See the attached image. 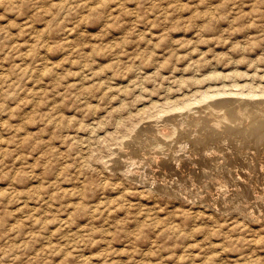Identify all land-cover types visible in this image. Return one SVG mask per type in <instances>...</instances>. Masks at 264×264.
<instances>
[{
  "label": "rangeland",
  "instance_id": "1",
  "mask_svg": "<svg viewBox=\"0 0 264 264\" xmlns=\"http://www.w3.org/2000/svg\"><path fill=\"white\" fill-rule=\"evenodd\" d=\"M260 83L264 0H0V264H264Z\"/></svg>",
  "mask_w": 264,
  "mask_h": 264
},
{
  "label": "bare ground",
  "instance_id": "2",
  "mask_svg": "<svg viewBox=\"0 0 264 264\" xmlns=\"http://www.w3.org/2000/svg\"><path fill=\"white\" fill-rule=\"evenodd\" d=\"M256 65V64H255ZM256 69V68H255ZM234 70V69H233ZM210 71H212V70H210ZM217 71V70H216ZM229 71V70H228ZM256 71V70H255ZM239 73H240V71H238ZM257 72H259L258 70H257ZM212 73V72H211ZM210 73V74H211ZM215 73V71L212 73V75L211 76H213V74ZM221 73V72H220ZM229 73V72H228ZM227 73V74H228ZM243 73V72H242ZM256 73V72H255ZM208 74V73H207ZM231 74V73H230ZM241 74V73H240ZM244 74H246V73H244ZM244 74H241V75H244ZM209 75V74H208ZM215 75V74H214ZM222 75H223V73H222ZM229 75V74H228ZM235 75H237V74H235ZM234 75V76H235ZM240 75V76H241ZM250 75V74H249ZM254 75V74H253ZM260 75H261V73H259V75H257L258 77H260ZM239 76V77H240ZM246 76H247V74H246ZM255 76V75H254ZM256 76V77H257ZM206 78H207V75L205 76ZM226 77V76H225ZM253 77V76H252ZM263 77V76H262ZM208 78H209V76H208ZM219 78V77H218ZM217 78V79H218ZM179 79V78H178ZM189 79V78H188ZM199 79V78H198ZM203 79V78H202ZM210 79V78H209ZM260 79H262L261 77H260ZM191 80V79H190ZM189 80V81H190ZM237 81V80H236ZM246 81H250V80H246ZM261 80H259V82H260ZM245 82V81H244ZM184 83H186V82H184ZM200 83V82H199ZM242 83V82H241ZM246 83V82H245ZM251 83H249V85H250ZM257 84V83H256ZM259 84V83H258ZM261 84V83H260ZM263 84V83H262ZM261 84V85H262ZM232 85V84H231ZM240 84H238V85H236V86H239ZM242 85V84H241ZM247 85V84H246ZM260 85V86H261ZM264 85V84H263ZM243 86V85H242ZM248 86V85H247ZM247 86H245V87H247ZM222 87V86H221ZM226 87V86H225ZM257 87H259V86H256V88ZM180 88V87H179ZM210 88H212V87H210ZM209 88V89H210ZM216 87H214V89H215ZM219 88V87H218ZM242 88V87H241ZM240 88V89H241ZM248 88H250V87H248ZM254 88H255V86H254ZM253 88V89H254ZM207 89V87L205 88V90ZM213 89V90H214ZM258 89V88H257ZM197 90V89H196ZM196 90H195V92H196ZM203 90V89H202ZM201 90V91H202ZM212 90V91H213ZM218 90V89H217ZM220 90V89H219ZM225 90V89H224ZM246 90H248V89H246ZM255 90V89H254ZM215 91V90H214ZM221 91V90H220ZM227 91V90H226ZM232 91V90H231ZM231 91H229V92H231ZM245 91V90H244ZM250 91V90H249ZM259 91H260V88H259ZM264 91V90H263ZM263 91L261 90V92L263 93ZM194 92V91H193ZM192 92V93H193ZM200 92V91H199ZM198 92V93H199ZM217 92V91H216ZM228 92V91H227ZM233 93H234V91H232ZM231 92V93H232ZM236 92H238V91H236ZM240 92H242V91H240ZM248 92V91H247ZM255 92H256V90H255ZM211 93V92H210ZM208 91L207 92H202V93H200V100H205L207 97H210V96H214V95H216V94H214V92H213V94L211 95ZM218 93H219V91H218ZM221 93V92H220ZM243 93V92H242ZM245 93V92H244ZM257 93V92H256ZM221 94H223V93H221ZM220 94V95H221ZM224 94H226V93H224ZM228 94V93H227ZM239 94V93H238ZM219 95V96H220ZM250 95V94H249ZM253 95V94H252ZM217 96V95H216ZM218 96V97H219ZM223 96V95H222ZM229 96V95H228ZM231 96H233V95H231ZM238 96V95H237ZM244 96V95H243ZM255 96H258V94L256 95L255 94ZM262 95H260V97H261ZM264 96V95H263ZM199 97V96H198ZM215 97V96H214ZM221 97V96H220ZM227 97V96H226ZM238 97H240V96H238ZM248 97V96H247ZM259 97V98H260ZM213 98V97H212ZM224 98V97H223ZM229 98V97H228ZM234 98V97H233ZM242 98V97H241ZM255 98H257V97H255ZM177 99V98H176ZM184 99V98H183ZM190 99H192V98H190ZM194 99H196V98H194ZM199 99V98H198ZM215 99V98H214ZM222 99V98H221ZM250 99H251V97H250ZM261 99H263V98H261ZM178 100V99H177ZM206 100H208V99H206ZM219 100V99H218ZM243 100V99H242ZM176 101V100H175ZM188 100L186 99V100H181V101H176V102H173L172 103V105H174L172 108H179V107H188V106H190V104L188 105V102H187ZM198 102H199V100H197ZM222 101V100H221ZM231 101V100H230ZM238 101V103H239V100H237ZM240 101H241V99H240ZM246 101V100H245ZM252 102H249V100L248 101H246V102H244V100H243V104H240V105H238V103H237V107H235V106H228L229 104V102L224 106V109H223V107L220 109V107H219V109L220 110H222V113H220L221 114V116L218 114L219 112H217V114L219 115H217V117H214V116H212L213 114L211 113V116L212 117H214L213 118V120H215V123H213V124H216V125H220L221 123H223V124H226V125H224V128L223 127H221V128H223V129H226V128H229V126H230V124L232 125L233 123L234 124H238V127L240 128V130H249V131H253V132H250L252 135H251V137L250 136H248V137H250V138H263L264 139V137H263V135H261L260 133H257V132H259V128L261 127V126H263L264 125V103H263V105H261L262 103H261V101L260 102H258V101H253V100H251ZM155 102V101H154ZM204 102H207V101H204ZM227 102V101H226ZM236 102V101H235ZM263 102V101H262ZM156 103V102H155ZM168 103V102H167ZM166 103V104H167ZM211 103H213V102H211ZM215 103V102H214ZM254 103H257L259 106H257V105H254ZM208 104V103H207ZM222 104H224V102L222 103ZM231 104V103H230ZM160 105V104H159ZM165 105V104H164ZM168 105V104H167ZM169 105H171V104H169ZM188 105V106H187ZM235 105V104H234ZM216 106V105H215ZM223 106V105H222ZM254 106H256V107H254ZM167 107V106H166ZM165 107V108H166ZM205 107V106H204ZM208 107V106H207ZM206 107V108H207ZM218 107V106H217ZM235 107V108H234ZM202 108V107H201ZM214 108V107H213ZM168 109V108H167ZM167 109H165V110H167ZM192 109V108H191ZM219 109H217V110H219ZM164 110V109H163ZM169 110H171V109H168V111ZM206 109H204V111H205ZM208 110V109H207ZM215 110V109H214ZM189 111H191V110H189ZM195 111V110H194ZM181 112V111H180ZM180 112H178V113H180ZM209 112V111H208ZM216 112V111H215ZM164 113V112H163ZM167 113V112H166ZM177 114V113H176ZM186 114V113H185ZM210 114V113H209ZM208 114V115H209ZM159 115V114H158ZM180 115V114H179ZM178 115V117H181V116H179ZM184 115V114H183ZM190 115H191V113H190ZM193 115H195V113H193ZM198 115V114H197ZM196 115V116H197ZM207 115V116H208ZM164 116V115H163ZM167 116V115H166ZM186 116H188V113H187V115H185V117ZM196 116H195V118H196ZM176 117V116H175ZM185 117H183V119L185 118ZM193 117V116H192ZM202 117H203V113H202ZM160 119V118H159ZM171 119H174V118H171ZM179 119V118H178ZM181 119V118H180ZM181 120V121H179V122H177L176 120V124H180V126L184 123V120ZM187 119H189V118H187ZM186 119V120H187ZM191 119V118H190ZM210 119H211V117H210ZM191 120H193V118L191 119ZM198 120V119H197ZM206 120V119H205ZM213 120H211L212 122H213ZM169 121H171V120H169ZM173 122H174V120H173ZM193 122V121H192ZM186 123H188V120H187V122ZM196 123V122H195ZM149 124V123H148ZM193 124V123H192ZM212 124V123H211ZM222 124V125H223ZM233 124V125H234ZM146 125V124H145ZM168 124H166V126H167ZM171 125V124H170ZM189 125H191L190 123H189ZM189 125H187L186 127H188ZM194 125V124H193ZM207 125H208V123H207ZM179 126V125H178ZM212 125H210V127H211ZM221 126V125H220ZM145 127V126H144ZM175 127V126H174ZM185 127V126H184ZM190 127H192V126H190ZM197 127V126H196ZM195 127V125H194V129L196 128ZM213 127H214V125H213ZM151 128V127H150ZM183 128V127H182ZM215 128H216V126H215ZM262 128V127H261ZM263 128H264V126H263ZM134 129V128H133ZM163 129H164V127H163ZM162 129V130H163ZM166 129V128H165ZM165 129L163 130V131H165ZM173 129H175V128H173ZM180 129V128H179ZM184 129V128H183ZM194 129H193V131H194ZM204 129V128H203ZM206 129V128H205ZM212 129H214V128H212ZM217 129V128H216ZM233 129V128H232ZM238 129V128H237ZM140 130V129H139ZM161 130V131H162ZM177 130V129H176ZM184 130H187V128L186 129H184ZM199 130V129H198ZM197 130V131H198ZM239 130V131H240ZM134 131V130H133ZM157 131V130H156ZM155 131V132H156ZM188 131V130H187ZM191 131V130H190ZM213 131V130H212ZM211 131V132H212ZM218 131H219V129H218ZM228 131V130H227ZM229 131H230V128H229ZM238 131V130H237ZM237 131H235V132H237ZM260 131H263V130H260ZM172 132H173V130H172ZM181 132V131H180ZM185 132V131H184ZM192 132V131H191ZM195 132V131H194ZM200 132V131H199ZM201 132H203V130L201 131ZM215 132H217V131H215ZM222 132V131H221ZM232 132H234V131H232ZM234 132V133H235ZM241 133H242V131H240ZM246 132H248V131H246ZM246 132L244 133V134H246ZM175 133H176V131H175ZM187 133V132H186ZM189 133V132H188ZM196 133V132H195ZM227 133V132H226ZM229 133V132H228ZM238 133V132H237ZM236 133V134H237ZM240 133V134H241ZM263 133V132H262ZM135 134V133H134ZM142 134V133H141ZM151 134H152V132H151ZM155 134V133H154ZM179 134V133H178ZM177 134V135H178ZM191 134V133H190ZM201 134V133H200ZM138 135V134H137ZM158 135V134H157ZM193 135V134H192ZM191 135V136H192ZM194 135H196V134H194ZM193 135V136H194ZM201 135H203V134H201ZM228 135V134H227ZM238 135H239V133H238ZM247 135V134H246ZM139 136V135H138ZM147 136V135H146ZM153 136V135H152ZM151 136V137H152ZM160 136H161V134H160ZM173 136V135H172ZM182 136V135H181ZM192 136V137H193ZM229 136V135H228ZM228 136L226 137V138H228ZM240 136V135H239ZM242 136V138H245V137H243L244 135H241ZM262 136V137H261ZM178 137V136H177ZM186 137V136H185ZM197 137V136H196ZM201 138H202V136H200ZM207 137V136H206ZM205 137V138H206ZM209 137H211V135L209 136ZM212 137H214V135L212 136ZM232 137V136H231ZM142 138V137H141ZM144 138V137H143ZM159 138H164V137H159ZM171 138H173V137H171ZM170 138V139H171ZM174 138H176V137H174ZM180 138V137H179ZM191 138V137H190ZM201 138H199L200 140H201ZM216 138V137H215ZM235 138V137H234ZM237 138V137H236ZM247 138V137H246ZM136 139V138H135ZM138 139V138H137ZM150 139V138H149ZM167 138H165V140H166ZM188 139V138H187ZM194 139V138H193ZM208 139V138H207ZM222 139V138H221ZM220 139V140H221ZM239 139V138H238ZM131 140H133V139H131ZM146 140V139H145ZM154 140L155 139H153V142H154ZM157 140V139H156ZM164 140V139H163ZM164 140V141H165ZM167 140H169V139H167ZM176 140V139H175ZM195 140H197V139H195ZM205 140V139H204ZM212 140V139H211ZM218 140V139H217ZM137 142H138V140H136ZM160 141H161V139H160ZM164 141H162V142H164ZM182 141V140H181ZM203 141V140H202ZM214 141V140H213ZM242 141V140H241ZM263 141V140H262ZM134 142V141H133ZM140 142V141H139ZM150 142H151V140H150ZM149 142V143H150ZM159 142V141H158ZM223 142V141H222ZM226 142V141H225ZM229 142H230V140H229ZM238 142V141H237ZM248 142H251V141H248ZM255 142V141H254ZM132 143V142H131ZM130 143V144H131ZM144 143V142H143ZM143 143H141V144H143ZM146 143H147V141H146ZM146 143H145V145H146ZM168 143H170V142H168ZM180 143V142H179ZM189 143V142H188ZM194 143V142H193ZM232 143V142H231ZM252 143V142H251ZM264 143V142H263ZM140 144V145H141ZM158 144V145H157ZM166 144V143H165ZM171 144V143H170ZM170 144H167V145H170ZM178 144V143H177ZM177 144H175V145H177ZM183 144V143H182ZM184 144H186V142H184ZM183 144V145H184ZM207 144V143H206ZM136 145H137V143H136ZM144 145V146H145ZM152 145H154V144H152ZM159 146V143H156L155 144V146ZM162 145H163V143H162ZM166 145V147L168 148V146ZM174 145V146H175ZM208 145V144H207ZM225 145V144H224ZM247 145V144H246ZM259 145V144H258ZM143 146V145H142ZM143 146V147H144ZM149 146V145H148ZM164 146V145H163ZM182 146V145H181ZM181 146H180V148H181ZM199 146V145H198ZM152 147V146H151ZM183 147V146H182ZM184 147H187V146H184ZM196 147V146H195ZM137 148H139V146L137 147ZM140 148H141V146H140ZM146 148V147H145ZM148 148H150V147H148ZM153 148V147H152ZM156 148V147H155ZM154 148V149H155ZM159 148V147H158ZM165 148V147H164ZM191 148V147H190ZM192 148H193V146H192ZM198 148V147H197ZM231 148H232V146H231ZM234 148V147H233ZM160 149V148H159ZM162 149V148H161ZM184 149V148H183ZM214 149V148H213ZM252 149V148H251ZM143 150H145L144 148H143ZM150 150V149H149ZM156 150V149H155ZM212 150V149H211ZM231 150V149H230ZM132 151V150H131ZM147 149H146V153H147ZM151 151H152V149H151ZM150 151V152H151ZM158 151V150H157ZM171 151V150H170ZM192 151V150H191ZM221 151V150H220ZM253 151V150H252ZM259 151V150H258ZM138 152V151H137ZM142 152H144V151H142ZM155 151H153V153H154ZM140 153V152H139ZM152 153V152H151ZM165 153V152H164ZM175 153H176V151H175ZM202 153V152H201ZM246 153V152H245ZM257 153V152H256ZM130 154H131V152H130ZM136 154H138V153H136ZM144 155H145V153H143ZM169 154V153H168ZM204 154V153H203ZM238 154V153H237ZM264 154V153H263ZM143 155V156H144ZM158 155V154H157ZM176 155H177V153H176ZM211 155V154H210ZM213 155V154H212ZM221 155V154H220ZM244 155V154H243ZM248 155V154H247ZM131 156V155H130ZM146 156H147V154H146ZM160 156V155H159ZM236 156V155H235ZM239 156V155H238ZM134 157V156H133ZM149 157V156H148ZM148 157H146V158H148ZM154 157V156H153ZM156 157V156H155ZM162 157V156H161ZM171 157H173V156H171ZM198 157V156H197ZM248 157V156H247ZM257 157V156H256ZM174 158V157H173ZM176 158V157H175ZM195 158V157H194ZM203 158V157H202ZM252 158V157H251ZM141 159H143V158H141ZM151 159V158H150ZM155 159V158H154ZM158 159V158H157ZM233 159V158H232ZM256 159V158H255ZM140 160V159H139ZM153 160V159H152ZM159 160V159H158ZM157 160V161H158ZM163 160V159H162ZM174 160V159H173ZM179 160V159H178ZM190 160V159H189ZM238 160V159H237ZM141 161V160H140ZM139 161V162H140ZM143 162L144 161H146L145 159L144 160H142ZM149 161V160H148ZM195 161V160H194ZM217 161V160H216ZM215 161V162H216ZM185 162V161H184ZM199 162V161H198ZM141 163V162H140ZM151 163V162H150ZM207 163V162H206ZM260 163V162H259ZM264 164V163H263ZM119 165V164H118ZM179 165V164H178ZM257 165V164H256ZM163 166V165H162ZM194 166V165H193ZM247 166V165H246ZM171 167V166H170ZM151 168V167H150ZM227 168V167H226ZM162 169V168H161ZM165 169V168H164ZM212 169V168H211ZM220 169V168H219ZM224 169V168H223ZM235 169V168H234ZM136 170V169H135ZM138 170V169H137ZM154 170V169H153ZM236 170V169H235ZM241 170V169H240ZM197 171V170H196ZM199 171H200V169H199ZM234 171V170H233ZM250 171H251V169H250ZM139 172V171H138ZM155 172V171H154ZM204 172V171H203ZM222 172V171H221ZM240 172V171H239ZM220 173V172H219ZM247 173V172H246ZM167 174V173H166ZM170 174V173H169ZM184 174V173H183ZM146 175V174H145ZM213 176V175H212ZM250 176V175H249ZM166 177V176H165ZM184 177V176H183ZM243 177V176H242ZM258 177V176H257ZM176 178V177H175ZM149 179V178H148ZM177 179V178H176ZM203 179V178H202ZM219 178H217V180H218ZM235 179V178H234ZM239 179V178H238ZM153 180V179H152ZM190 180V179H189ZM192 180V179H191ZM145 181V180H144ZM166 181V180H165ZM170 181V180H169ZM208 181H210V180H208ZM234 181V180H233ZM181 182V181H180ZM205 182V181H204ZM237 182V181H236ZM159 183V182H158ZM194 183V182H193ZM200 183V182H199ZM214 183V182H213ZM248 183V182H247ZM147 184V183H146ZM176 184V183H175ZM198 185V184H197ZM202 185V184H201ZM150 186H153V185H150ZM175 186V185H174ZM215 186V185H214ZM223 186V185H222ZM249 186V185H248ZM162 187V186H161ZM169 187V186H168ZM193 187V186H192ZM202 187H204V186H202ZM224 187V186H223ZM253 187V186H252ZM162 188H164V187H162ZM173 188V187H172ZM166 189H168L169 190V188H166ZM165 189V190H166ZM202 189V188H201ZM205 189V188H204ZM218 189V188H217ZM220 189H222V188H220ZM236 189V188H235ZM249 189V188H248ZM252 189V188H251ZM167 190V191H168ZM193 190V189H192ZM196 190H198V189H196ZM223 190V189H222ZM261 190V189H260ZM203 191V190H202ZM183 192V191H182ZM193 192V191H192ZM232 192V191H231ZM171 193V192H170ZM179 193V192H178ZM189 193V192H188ZM195 193V192H194ZM193 193V194H194ZM228 193V192H227ZM184 194V193H183ZM240 195V194H239ZM238 206V205H237ZM242 206V205H241ZM262 210V209H261ZM264 211V210H263Z\"/></svg>",
  "mask_w": 264,
  "mask_h": 264
}]
</instances>
